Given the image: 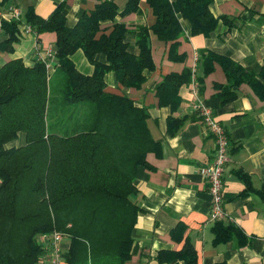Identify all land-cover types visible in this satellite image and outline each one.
Returning a JSON list of instances; mask_svg holds the SVG:
<instances>
[{"label":"trees","instance_id":"16d2710c","mask_svg":"<svg viewBox=\"0 0 264 264\" xmlns=\"http://www.w3.org/2000/svg\"><path fill=\"white\" fill-rule=\"evenodd\" d=\"M148 2L156 16L151 27L130 28L116 19L137 12L140 0H128L121 12L114 1L104 0L73 26L62 4L47 18L33 9L26 13L36 37L56 33L55 63L51 73L40 59L27 64L11 58L0 67V264H40L37 238L53 230L70 242L68 264H126L132 257V232L142 212L135 181L139 170L149 166V154L161 156L163 151L147 122L149 108L125 93L108 91L105 75L114 71L119 86L139 88L144 72L155 69L151 30L171 42L174 60H183L185 54L177 52L183 33L179 15L190 21L193 34L206 36L220 19L211 11L212 0ZM106 21L112 22L109 32L103 27ZM22 25L21 20L2 19L7 34L3 49L14 50ZM128 33L136 34L139 54L128 50ZM79 49L93 65L92 74L73 61ZM201 61L204 77L215 62L222 65L228 77L227 84L217 85L223 102L236 98L242 83L264 101V66L258 73L250 71L213 51L203 53ZM204 77L195 74L200 91ZM192 81V68L167 74L156 86L159 103L177 110L181 86ZM182 121L171 115L168 131L174 133ZM217 222L215 242L244 236L239 228ZM179 259L196 264L190 242Z\"/></svg>","mask_w":264,"mask_h":264},{"label":"crops","instance_id":"0c3cea01","mask_svg":"<svg viewBox=\"0 0 264 264\" xmlns=\"http://www.w3.org/2000/svg\"><path fill=\"white\" fill-rule=\"evenodd\" d=\"M2 1V0H1ZM104 0H3L0 9L6 13L10 7L21 11L22 32L15 40L14 50L2 48L7 38L0 17V67L11 58H22L32 64L54 47L55 32H44L36 37L35 31L26 32L28 10L41 17H49L58 5L70 26ZM123 11L128 0H112ZM211 11L219 22L209 34H193L190 21L179 15L183 33L177 52L185 59L171 57V42L158 38L150 31V45L155 69L144 72L146 80L141 87L119 86L117 75H105L107 90L122 92L138 104L149 108L147 120L153 137L162 145V155L149 154V166L142 167L136 178L135 200L142 212L132 232V257L126 264H184L180 252L188 241L197 253L196 264H264V101L247 83H242L236 98L223 102L217 85L228 83V77L219 62L204 77L202 54L213 51L231 58L244 68L260 72L264 66V0H212ZM130 28L139 24L151 27L156 16L148 0H140L137 12L116 18ZM232 24H229V21ZM228 21V22H227ZM109 32L112 22L106 21ZM136 34L128 33L126 41L131 53L139 54ZM107 62L105 54H99ZM72 59L85 74L94 72L93 65L83 50H77ZM195 68L197 77H204L201 89L193 91V81L180 88L181 101L177 110L161 105L156 86L172 72ZM203 102L210 107L215 118L223 124L229 138V161L224 172V205L227 216L219 220L225 226L239 228L244 236L233 235L225 241L215 242L211 218L212 197L207 179L201 169L213 162L216 154L214 137L203 123L195 105ZM183 119L174 132L168 131V118ZM66 251L69 240L63 241ZM160 256L164 259L161 261ZM174 256V260L168 258ZM65 264H68L67 260Z\"/></svg>","mask_w":264,"mask_h":264},{"label":"built area","instance_id":"2783aa9c","mask_svg":"<svg viewBox=\"0 0 264 264\" xmlns=\"http://www.w3.org/2000/svg\"><path fill=\"white\" fill-rule=\"evenodd\" d=\"M0 17L3 19L21 20V11L17 7H10L6 13L0 11ZM26 32H31L30 26L25 27ZM55 50L49 47L45 54L40 55L39 59L45 62L46 67L51 73L54 70ZM196 69L193 68V91L195 94L199 92V85L195 81ZM203 123L209 133L214 137L216 143V154L211 164L204 166L201 172L207 179L209 191L212 197L211 202V218L219 221L224 219L228 214L224 205V172L227 162L229 161V138L223 124L219 122L212 111L203 102L195 105ZM66 235L58 230L44 232L39 234L37 243L42 247L40 256V264H65L68 253L63 241Z\"/></svg>","mask_w":264,"mask_h":264}]
</instances>
